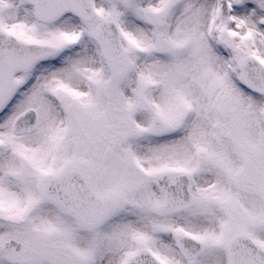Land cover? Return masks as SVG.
<instances>
[{
  "label": "rangeland",
  "instance_id": "374dc122",
  "mask_svg": "<svg viewBox=\"0 0 264 264\" xmlns=\"http://www.w3.org/2000/svg\"><path fill=\"white\" fill-rule=\"evenodd\" d=\"M199 2H200L199 0H182L178 4L179 6L178 9H181L182 25L191 34H193L192 43H191V47H192L191 53L192 54L187 55L184 63L178 64L180 66V71L177 72L178 78L180 80L178 81V84H177L178 86L172 87L170 85L168 86L167 89H169L170 87L181 88V89L175 90L176 97H180L181 100H186L185 96L189 93L192 95L195 102H200L201 104L200 109H203L207 98L210 99L212 96L216 94L220 96H224L225 92L223 89L226 86V88L232 93L231 95L233 96L234 101L236 102L235 104H238L239 106H244L243 96L247 95L249 99H253L254 95L248 94L246 91L240 88L236 84L235 79L232 75L234 73L233 71L235 68L234 59L237 56H240L241 52L238 50L236 44L232 46L233 50L229 51V55L231 52L232 57H233V60L231 61L232 62L231 68L230 66H228V63H227L229 62L228 57H226V59L224 58L226 62H224V59L220 60L219 58H217L215 53H213V50L211 49V45H210V43H214V40L208 35H206V28L209 27L210 22H215L214 1L211 0L209 17L207 16L205 9H203V11L199 10V8L200 9L203 8V7L201 8V6L199 5ZM117 5H118L117 2L113 3V9L115 11H118ZM260 7L264 8V3L260 4ZM206 16L208 17V20H209L208 23H206L207 22ZM70 20H72V18H70ZM218 21L220 23L219 33L222 34L221 26L226 24L225 23L226 18L219 16ZM1 26H6L8 30H10L11 28V30L16 31L18 32L19 35L23 36V38H27L28 35L41 34L43 32L48 33L49 36L53 37V36H56L58 32H61L64 29H67L68 32H72L74 30L72 29L73 25L71 26V24L68 23L67 21L60 22L58 24H51L47 26L46 28L38 26L33 21V18L31 16L30 7H28L23 2V0H0V27ZM262 34L264 35V32ZM194 35L196 36L195 41H194ZM207 38L210 42L207 40ZM225 51L227 50L225 49ZM93 52L94 53L96 52L93 45L91 44L90 46H87V43H84V51L81 53L82 55L80 54L79 56L81 58L82 57L86 58V61H87L90 54H91V58L94 56ZM217 60L219 61V63L216 62ZM70 61L69 60L66 61V65L60 66V69L58 70L56 69V70L51 71V69H49L50 68L49 65L42 67L41 69L42 72L40 73L39 77L43 76L44 74L51 73V74H54L58 80L65 79L66 82H70L71 74H72V70H70V67H69ZM191 67H193V72L190 75V78L194 79V81L188 82L186 85H183L182 79L184 78V75H185L184 70L191 68ZM173 68L175 70L176 66H174ZM82 73L85 74L84 72ZM89 73H90L89 76L93 75L92 70ZM211 74L213 75V81L212 82L209 81L208 84H204L202 81L208 78L209 75ZM140 79L144 81L143 78L140 77ZM123 85H125V83H123ZM201 87H203V89ZM199 91H201V93ZM44 92H45L44 89L40 90V93L42 95H45ZM220 96H218L217 98H219ZM257 99L261 100L259 98ZM254 106L255 104L250 102L249 104L250 109L253 110ZM196 113H198V110L196 111ZM201 119L205 120L206 118L204 116ZM244 119H246L245 116H244ZM252 119L257 121V115L254 114L252 116ZM194 121H199V119H195L194 117L193 122ZM5 125H6V121H4V123L2 124V127ZM197 125L199 124H195L194 126H191L189 131H198ZM251 125H252V122H251ZM0 128H1V125H0ZM238 138L241 142L248 143V140H245L242 135H239ZM177 143H180V141L173 140V141H166V142H158L156 144L153 143L145 147H153L152 149H150V151L153 154L152 158L155 157L157 159L165 161L167 158L179 159V155L181 152H183V149L181 148L174 149V150L173 148L167 149L170 146L175 145ZM142 155L146 160L150 161V159H152V158L149 159V156L146 153ZM206 218L213 219V220H211L209 223H205L203 219L201 222H198L196 224L195 221L192 222L193 221L192 217L188 216V217H184L183 219H180L179 222L186 228L193 230L195 232H198V234H200V236L204 240L208 239L210 243H212V240H210L211 238L221 239L226 234V232H228L227 228L225 229L220 228L219 224H217L219 217L217 219L213 218L212 216H208ZM38 219L42 221V224H47V225L55 224L57 221L55 218H53L52 216L44 212H42L41 218H40V215L38 216ZM149 221H150V217L148 215L146 216L145 215L144 216L143 215L123 216L122 220L119 221L117 224L118 230H120L123 234L122 235V246H124V248L128 246V241H127L128 232L133 233L135 231H139L138 233H147V231L149 230L148 228ZM233 229L234 227L230 226L229 232H231V230ZM256 233L264 240V230H257ZM148 235L150 236L149 233ZM80 241L76 242L78 243V248L80 246L84 248V246L81 245ZM134 244H135V241L133 238V243H131L128 248L131 249L134 246ZM171 248L169 246H164L161 242L155 243V249L164 256L163 258L165 260H169L170 262L177 264L174 261L176 259L173 257L171 253ZM111 249L112 248H109V245H107L102 255L106 257V255ZM122 252H123L122 249H119L116 252L117 255L119 254V257L113 256L112 254L108 255V258L106 259L104 264H120V261H121L120 258H121ZM168 258H170L171 260ZM201 262L208 263V264H226V255L223 252V249L220 247H218L215 250L207 249L201 258ZM98 264H103L102 257L99 260Z\"/></svg>",
  "mask_w": 264,
  "mask_h": 264
},
{
  "label": "bare ground",
  "instance_id": "6f19581e",
  "mask_svg": "<svg viewBox=\"0 0 264 264\" xmlns=\"http://www.w3.org/2000/svg\"><path fill=\"white\" fill-rule=\"evenodd\" d=\"M203 4L207 10V16L209 15V10L211 7V0H203ZM256 8L255 5H242L241 8L237 7L231 11L230 16H232V22L231 27L234 29V25H236V29L238 28V25H240V28L236 30L237 33H244L246 31V26H251L252 28H255L256 31L252 33L251 41L252 43L256 45H262V41L260 39V33L263 31L261 28H258L257 26L261 25L262 22L259 21L260 17L264 16V13ZM254 16V17H248V15ZM247 15V17H245ZM260 16V17H259ZM245 17V18H244ZM258 18V19H257ZM208 19V17H207ZM242 20H247L248 22L244 23V26L242 24ZM257 25V26H256ZM260 59H262L261 54L258 52H254ZM9 60V57L5 55V53L0 55V67L4 65V63ZM91 63V61H90ZM220 68V66H219ZM51 75L47 76L46 80H50ZM51 117H57L56 112L54 109L51 111Z\"/></svg>",
  "mask_w": 264,
  "mask_h": 264
},
{
  "label": "water",
  "instance_id": "95a60500",
  "mask_svg": "<svg viewBox=\"0 0 264 264\" xmlns=\"http://www.w3.org/2000/svg\"><path fill=\"white\" fill-rule=\"evenodd\" d=\"M223 8L226 9V5L224 4ZM244 74L247 78L252 79L256 82L259 79H264V68H259L258 66H249L247 69H243Z\"/></svg>",
  "mask_w": 264,
  "mask_h": 264
}]
</instances>
